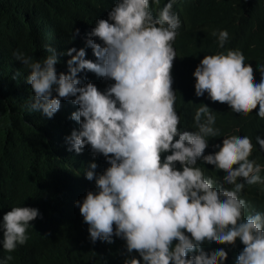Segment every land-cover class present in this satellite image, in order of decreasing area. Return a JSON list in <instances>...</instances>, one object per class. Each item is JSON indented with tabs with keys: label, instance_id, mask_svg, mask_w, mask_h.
I'll list each match as a JSON object with an SVG mask.
<instances>
[{
	"label": "clouds",
	"instance_id": "1",
	"mask_svg": "<svg viewBox=\"0 0 264 264\" xmlns=\"http://www.w3.org/2000/svg\"><path fill=\"white\" fill-rule=\"evenodd\" d=\"M197 1L116 0L107 19L98 18L87 34L85 46L95 60L85 58L84 47L58 54L53 42L44 45L43 59L12 52L27 71L32 112L52 118L62 98L78 106L70 118L79 129L70 123L73 130L64 138L68 150L79 154L88 146L108 166L97 173L98 160L90 156L82 169L79 157L67 174L81 187L70 210L80 212L92 243L124 240V264H225V249L208 253L205 244L235 246L237 240L244 248L236 264H264V125L253 138L242 125L217 117L222 111L264 120V48L254 52L262 46L255 25L234 35L214 29L203 38L216 51L186 66L180 49L186 24L178 37L173 89V42L180 17L189 23ZM58 55L70 57L67 72H57ZM253 63L258 67L247 66ZM84 71L102 78L82 83ZM181 74L188 83L195 77L187 89L196 107L181 98ZM205 164L216 183L205 177ZM43 213L37 205L13 206L3 215L0 247L8 254L0 264H9L11 253L29 239L30 221H41ZM41 232L53 234L48 225Z\"/></svg>",
	"mask_w": 264,
	"mask_h": 264
},
{
	"label": "trees",
	"instance_id": "2",
	"mask_svg": "<svg viewBox=\"0 0 264 264\" xmlns=\"http://www.w3.org/2000/svg\"><path fill=\"white\" fill-rule=\"evenodd\" d=\"M115 2L116 0H0V220L13 206L37 205L47 213H43L41 221L38 217L30 221L33 227L30 226L27 230L29 239L11 253L13 259L9 264H124L128 255L122 239L112 244L101 240L89 243L80 238L79 235L83 232L90 236L88 224L83 218L64 224L68 222L67 216L72 214L75 217L74 210H69L67 201L70 203L81 189L79 181L71 180L64 173L65 170L69 173L80 157V153L69 152L64 139L73 130L70 123L74 129H79L78 122L70 118L74 108L78 106L72 104L71 99L62 98L60 108L52 118L32 112L28 105L33 93L27 88L31 86L25 83L24 77L27 71L21 62L12 57L13 50L19 49L33 59H43L48 55L44 45L46 42H53L58 54L71 47H84L85 58L95 60L91 48L85 46L87 34L98 18L107 19L108 11ZM209 6L211 9L207 12ZM263 8L264 0H198L194 3L187 16L190 26L186 34L183 33L180 43L186 66L216 51L203 38L212 35L214 29H226L230 35H234L255 25L260 33L258 42L264 46V22L257 17L264 14ZM201 10L205 13L199 17L203 22L195 23L189 19L190 15L196 19ZM201 26L203 28H199ZM75 29L80 30L79 35L70 40ZM177 42L178 35L173 42L175 52L179 51L175 45ZM69 58L67 55H58V73L68 71L66 61ZM175 61L174 59L173 62ZM17 70L20 74L17 79H13V73ZM79 76L82 83H94L102 78L90 71L81 72ZM171 76L174 77L172 71ZM189 80L188 83L187 77L180 75L183 85L181 98L186 105L196 107L194 101L197 99L187 89V86L195 84V77L192 76ZM105 85L106 82L103 83V90ZM217 117L219 121L229 125H242L244 132L253 138L258 125H264L263 119L254 115L238 117L219 111ZM87 150L92 159L98 160L97 173H102L108 166L105 158L103 155L93 157L88 146L83 153L87 154ZM81 157L83 158L82 155ZM206 169L214 173L208 164ZM204 175L215 182L209 173ZM81 181L84 183V190L85 181L82 178ZM61 198H64V202L59 204ZM66 210L68 212L65 213ZM44 225H48L53 234H42L41 227ZM237 242L242 246L237 243L235 246L214 244L206 250V244L205 251L212 253L224 248L228 253L225 264H236L244 248L239 240ZM7 254L0 247V258Z\"/></svg>",
	"mask_w": 264,
	"mask_h": 264
},
{
	"label": "bare ground",
	"instance_id": "3",
	"mask_svg": "<svg viewBox=\"0 0 264 264\" xmlns=\"http://www.w3.org/2000/svg\"><path fill=\"white\" fill-rule=\"evenodd\" d=\"M208 10H207V12L208 11H210V9H211V7L209 6L208 8H207ZM264 9V8H263ZM205 13H204V10H201V12L199 13V14H197V18L195 19V18H193L191 15H190V17H189V19H192V20H194L195 21V23H197V21H202L203 22V20L202 19H199V17H201L202 15H204ZM184 16V15H183ZM183 16H181L180 17V20H181V26L177 29V32H178V37H179V34H180V32H181V30L183 29V26L184 25H189V23L188 22H186V23H184V19H183ZM257 17H258V20L260 19L262 22H264V14L262 13V14H259V15H257ZM199 28H203L202 26L201 27H199ZM256 28H258V27H256ZM178 44V42L177 43H175V45H177ZM257 45V44H256ZM256 45H255V51L254 52H257V51H259V50H261V49H263L264 48V46H259V47H256ZM179 54H180V51H176V56L177 57H175L174 59L176 60L177 58H178V56H179ZM216 54V53H215ZM254 54V53H253ZM252 54V55H253ZM179 62V61H178ZM260 64H264V62H261ZM176 65H177V61H175V62H173L172 63V68H171V71L174 73L175 72V70H174V67L176 68ZM258 65H259V63H253V64H247V66H250V67H258ZM84 73V72H83ZM172 88L174 89L175 87V83H176V80L174 79V77H172ZM12 107V106H11ZM215 114H216V110H214L213 111ZM264 121V120H263ZM259 127L257 128V132L262 128V123L261 124H259L258 125ZM78 127H79V125H78ZM217 128H218V126H216ZM62 149H64V147L62 148ZM69 152H71V151H69ZM88 152V150L86 151V153ZM80 155V158H81V160H84L85 162H84V164H83V166H82V169H84L86 166H87V163H88V160H89V158H90V154H84V153H80L79 154ZM81 155H84L83 156V158L81 157ZM205 155V154H204ZM20 161H21V159H20ZM203 161V156L201 157V159L199 160V162H202ZM198 162V163H199ZM21 167V166H20ZM206 167H207V164L203 167V170H205V171H207V172H211V171H208L207 169H206ZM0 170H1V168H0ZM66 171L67 170H65L64 171V173L67 175L68 173H66ZM209 175H211L212 177H214V179H215V176L212 174V173H209ZM225 175V173H221L220 174V176H224ZM11 176V175H10ZM208 177V176H207ZM221 178V177H220ZM11 180V179H10ZM217 180H218V176H217ZM20 181V180H19ZM10 182V181H9ZM8 182V183H9ZM222 182V181H221ZM220 182V183H221ZM11 184V183H10ZM226 188H228V187H226ZM11 189V188H10ZM250 189H252L253 190V188H250ZM11 191H12V189H11ZM69 200H71V199H69ZM69 201H67V206H69L68 208H69V210H70V208H72V204L71 203H68ZM74 204V203H73ZM79 208V207H78ZM76 211H79V210H77L76 209ZM75 211V212H76ZM66 212H68V210H66L65 211V213ZM61 214H64V213H61ZM80 216V217H79ZM72 217H73V215L71 214V215H69V216H67V218H68V222H64V224L65 225H68V224H70L71 223V221H72ZM75 217H77L76 219H81V218H83L82 216H81V214H80V212H76L75 213ZM62 218H60V220H61ZM79 237L80 238H82V239H86V241L87 242H89V243H92L91 242V240H90V238H89V235L87 234V233H82V234H80L79 235ZM118 239H120V238H118V237H115V236H113V238H112V244H116V242H117V240ZM237 243V245H239V246H242V245H240V243L239 242H236ZM206 245V244H205ZM92 247H94L93 245H92ZM210 248V246H208L207 247V249L206 250H208ZM241 247H239V249H240ZM133 255H137V253H135V251L133 252ZM137 257H138V255H137ZM120 261V260H119ZM80 262V261H79ZM121 264V263H120Z\"/></svg>",
	"mask_w": 264,
	"mask_h": 264
}]
</instances>
